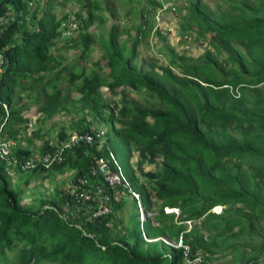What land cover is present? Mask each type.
Listing matches in <instances>:
<instances>
[{
  "label": "trees",
  "instance_id": "16d2710c",
  "mask_svg": "<svg viewBox=\"0 0 264 264\" xmlns=\"http://www.w3.org/2000/svg\"><path fill=\"white\" fill-rule=\"evenodd\" d=\"M28 1L0 0V16L9 12L12 15L0 25L4 59L0 73V134L16 143L11 147V156L20 158L32 151L17 144V135L25 122L22 110L38 100L37 94L31 93L30 83L41 82L44 74L53 72L56 77L64 71L71 81L81 78L76 86L82 102L79 108L90 112L98 106L94 96L101 84L112 93L122 86L145 89L153 98L147 104L131 100L129 105L121 94L120 108H108L102 119L110 130L107 146H89L87 154L84 147L76 146L64 153L61 163L28 170L41 176L38 174L70 169L73 182L77 176L87 175L93 154L104 157L107 148L112 150L119 144L127 149L120 167L131 189L139 194L143 210L153 208L152 198L159 204L156 212L141 222L136 201L128 194L132 210L126 225L120 224L116 216L124 200L112 202L108 213L89 220L84 212L87 202H75L69 189L40 198L36 205L21 204V190L11 186L8 177L10 163L0 158V263L182 264L180 249L161 240H148L160 236L177 239L179 234L190 247V255L197 254L206 263L217 248L223 247H231L236 264L264 261V0L231 2L228 9L218 12L209 10L201 0L189 1L180 30L194 31L200 38L211 33L210 49L192 59L162 44L167 65L156 64L157 60L150 58L145 69L133 59L151 23L138 25L133 36L121 27L131 42H120L117 13L109 6L113 22L106 38L101 32L97 34L101 55L92 62L96 68L107 69L106 77L94 69L87 73L85 68L74 70V64L61 65L62 57L52 52L60 36L56 0H33L32 8ZM59 1L62 4L67 0ZM155 3L145 0L137 10L139 18L145 19ZM81 7L88 10L84 16L82 11L74 13L78 20L76 37L64 38L65 46L80 50L79 58L88 53L93 42L87 31L89 25L94 19L105 21L97 0H82ZM129 11L127 8L124 14ZM61 17L65 19L66 14ZM154 32L165 39L157 28ZM46 85L50 91L41 87L44 100L39 111L51 117L59 108L65 110L66 100L72 98L69 91L62 93L50 81ZM17 87L19 95L14 94ZM145 116L152 120L146 121ZM84 120L81 116L77 121L79 131L88 130ZM65 136L61 131L58 139ZM130 143L138 152L134 165L129 163ZM49 149L46 142L39 147L40 152ZM144 161L153 163L155 170L142 171ZM13 167L22 172L17 165ZM133 169L148 179L145 184ZM86 188L87 184L75 192ZM215 205L223 206L218 214L210 211ZM163 207L177 208L178 215L164 212ZM186 220L190 221L189 228L183 222ZM233 238L247 239L250 251H240L238 245L244 241L234 243ZM16 247L17 261L13 263L7 260L6 251Z\"/></svg>",
  "mask_w": 264,
  "mask_h": 264
},
{
  "label": "rangeland",
  "instance_id": "374dc122",
  "mask_svg": "<svg viewBox=\"0 0 264 264\" xmlns=\"http://www.w3.org/2000/svg\"><path fill=\"white\" fill-rule=\"evenodd\" d=\"M101 8H103V11L101 12V15L105 18V21L103 23H98L95 19L93 23L89 25L87 28V31L92 34V39L93 42L91 44V48L88 51L87 54L83 55L81 58L78 57L80 50L79 49H71L68 46L69 45H64V38L63 39H57L56 43L52 47V52L54 53L55 56H61V65L64 64H74V70H78L81 68H85L86 72L88 73L90 70L94 69L97 70L102 77L107 76V69H103L102 67L96 68L95 66L92 65L93 61H97L100 59V45L97 39V34L100 32L102 33V36L106 38V34L108 29L110 28V25L112 24L113 20L111 19L109 12H108V7L117 13V21L119 22V29L117 30L118 32V41L126 40L128 44L131 42V40L126 38V34L121 32V27L127 28L128 29V34L133 36L135 33L136 27L143 23V22H149L152 25V28L149 29L148 35L141 40L137 46H136V56L133 59V62L136 63L138 66H142L143 69L146 68V62L150 58H155L157 61L156 64H165L166 55L164 54V49L162 47V44L167 45L169 48H172L176 53H181L183 52L184 54L190 56L192 59H195L197 56H199L205 49L210 48V44L202 38H198L197 35L189 34L184 30H180L179 24L184 21L186 15H187V6L188 2L192 0H167L169 1V4H171V13H165L164 17L162 16H153L150 11L148 14H145V19H140L139 16L140 14L138 13V9L141 8L142 3L145 2V0H97ZM104 1H106V7H103L105 5ZM140 1V2H138ZM241 1H247V2H252L253 0H201V2L209 9L212 11H220V10H226L229 7V3L234 2V4H239ZM81 2L82 0H67L64 3L60 4L61 2L59 0H56V8L55 10V15L56 17H59L64 10L68 9H73L75 12L77 11H82L83 16L85 15L84 12L86 11L81 7ZM130 9V11L126 14L125 10ZM134 11H136V14H134ZM97 12V11H96ZM145 13V10H144ZM185 15L182 17V15ZM78 21V20H77ZM166 27H165V26ZM145 27H147L145 25ZM169 27L170 29H175L176 31L178 30L179 32L189 34L187 35V38L181 39L180 41L178 37L176 36H171V35H166L165 39H162L159 35H157L154 32V29H158L160 31H163L164 28ZM78 32V31H77ZM77 32L74 34L73 37H76ZM190 32V31H189ZM161 34V33H160ZM211 34L207 33L206 36H210ZM163 37V35L161 34ZM189 36V37H188ZM162 53V54H161ZM164 54V55H163ZM103 66V62L100 64ZM51 73V72H50ZM47 75L45 79L43 80L46 81L49 76ZM59 77H61L62 82L59 79L54 78L53 79V84L56 88H59L62 86L61 91H64L63 86H65L66 83V73L62 72ZM30 86H32V91L39 93L40 91V85L36 83H32ZM20 89L17 87L15 88L14 94L19 95L20 94ZM121 89V91H119ZM117 90V92H122V94H125V98L128 99L129 105L131 104V100L138 104H145L148 101H152L153 98L150 97L148 94V91L145 89H133L130 90L129 88H120ZM100 93L103 95V97L106 98L107 101H118L117 104L120 102L119 101V93H114L110 94L109 91L103 87L100 89ZM70 92V97L72 100L67 99L64 107L66 112L59 111L55 115H53L49 120L43 119L42 123L39 124V117H37L35 123H32V129L29 130L30 132H35V126L39 127L40 131L38 133L37 137H32L33 146H30L31 148H37L40 146V144L46 140L49 144L53 145L57 142V133L59 130H63L65 133H68V130L71 129L72 120L78 119L79 118V113L82 110L76 109L75 111V103L78 101V107L81 106V100H79L77 97L78 92L74 89V87L71 88ZM42 98L38 96V103H34L35 106H39L42 103ZM58 102L61 105V101L58 100ZM35 107H30L28 110L24 111V114H29L31 115H36L35 114ZM84 112V111H82ZM100 115H104L105 112H100L98 111ZM41 116V114H39ZM86 121H88L91 124H96L97 121L93 119L91 116L87 115ZM105 127L106 131L109 130V126L107 124H102ZM26 132V131H24ZM71 132H73L71 130ZM24 135H27L24 133ZM29 147V148H30ZM114 152L115 155L118 159V161H122L125 157V152L127 149L123 146H120L119 144H116L114 146ZM136 151L133 153L132 158L130 159V162H133L137 155ZM142 167L144 171L151 170L153 171V164L146 163L145 161L142 163ZM59 171H48V173H40L37 176L36 174L32 173L30 170L23 171L21 173H18L17 171H13L11 173H8V177L10 178V184L13 186L16 190H21V204H31V205H36L37 201L40 198H49L51 195H56L57 190H62L66 191L71 184V172L68 170L67 172H64L62 174ZM139 180L142 183H146L148 179L145 177L139 176ZM124 203L123 206L120 208L119 211L116 212L117 219H120V224L126 225L127 223V218L129 212H131L132 208L130 205V199L128 197H123ZM153 208L150 210V212L143 211V214L139 211L138 219L141 217L145 218L147 216H152L153 213L156 212L157 206L159 203H156V201H153ZM220 208H223V206H217L215 207V211H219ZM164 212H172L175 216V211H166L165 209L162 208ZM214 212V211H213ZM196 222V221H195ZM188 227V225H186ZM175 240V239H171ZM234 243L244 241V244H239L238 249L240 251L242 250H248L249 246L246 244L248 241L245 238L238 239V238H233L231 239ZM168 248V247H167ZM168 250H170L168 248ZM200 253V252H199ZM231 253V247H223V248H217L215 253L213 254V257L211 260H207L206 264H236L237 262L233 260L232 254ZM202 254V253H201ZM6 256L7 260H12L11 262L15 263L17 261V247L12 249V250H7L6 251ZM259 259L260 264H264V261ZM1 264V263H0ZM39 264H49L46 262H40Z\"/></svg>",
  "mask_w": 264,
  "mask_h": 264
},
{
  "label": "built area",
  "instance_id": "2783aa9c",
  "mask_svg": "<svg viewBox=\"0 0 264 264\" xmlns=\"http://www.w3.org/2000/svg\"><path fill=\"white\" fill-rule=\"evenodd\" d=\"M2 21L3 19L0 17V22ZM68 25L70 29L74 27L73 22H68ZM1 59L2 56L0 52V64ZM2 106L5 109V105L2 104ZM100 134V132H96L93 135L88 133L73 134L60 147H56L42 154L21 156L19 160L9 155L12 142L0 136V158L12 165H17L19 170L23 171L36 167L46 169L62 160V152L65 148L78 144L90 146L96 141V138H98ZM96 178L98 179L97 181L93 180ZM86 184L88 188L78 193L75 192V189L85 186ZM68 187L69 191L74 195L75 202H87L84 212L88 220L108 213L110 204L119 201L124 195L130 194L135 198L137 197V194L130 189L128 180L121 172L119 165L116 163L110 151H108L107 157L94 156L88 168L87 175L77 176ZM108 190L111 191V193H109ZM186 223H188V221H186ZM161 239L168 246L180 249L182 264H206V261H203L201 256L193 253L190 255V247L183 241L181 234H179L175 240L168 238Z\"/></svg>",
  "mask_w": 264,
  "mask_h": 264
},
{
  "label": "clouds",
  "instance_id": "9594fccd",
  "mask_svg": "<svg viewBox=\"0 0 264 264\" xmlns=\"http://www.w3.org/2000/svg\"><path fill=\"white\" fill-rule=\"evenodd\" d=\"M154 1H156L157 3H155L154 5H152L151 6V8H150V13L153 15V16H162V17H164V14L165 13H171V4H169V1H167V0H154ZM156 4H159V5H156ZM34 6V1L33 0H29L28 1V7H30V8H32ZM75 10H73V9H68V10H64V12L62 13V14H66V17H65V19H62V14L59 16V17H57L58 19H59V21H60V24H59V26H58V28H57V30H59L60 31V36H59V39H63V38H65L66 36H68V37H73L74 36V34L78 31V21H77V19H76V17H75ZM12 15H11V13L9 12V14H5V15H1L0 17H2V19H3V21L2 22H0V25H3L5 22H6V20H8V19H11L12 17H11ZM71 17H72V19H71ZM25 19L26 20H28V15H26L25 16ZM68 22H73L74 23V27L72 28V29H70V27H69V25H68ZM142 24V23H141ZM140 25V24H139ZM165 26V25H164ZM65 27V28H64ZM166 27V26H165ZM155 30V29H154ZM160 31V30H159ZM167 32V33H166ZM160 33L163 35V36H165V38H166V35H171V36H176V37H180L179 38V40L178 41H180L182 38L183 39H185V38H187V35H189V34H193L194 35V31H190L189 32V34H186V33H184L183 35L182 34H180L179 33V31L177 30H173V29H170L169 27H167V28H164L163 29V31H160ZM209 34H211V33H209ZM190 36V35H189ZM188 36V37H189ZM211 36V35H210ZM55 43H56V41H55ZM54 43V44H55ZM53 47V46H52ZM1 52V56H2V51H0ZM3 58L1 59V64H2V62H3ZM1 64H0V67H1ZM159 64V63H158ZM161 65H164V66H166L167 65V63H166V61H165V64H161ZM1 70H2V67H1ZM79 70V69H78ZM158 72H160L159 70H157ZM171 71H173V69H171ZM64 72V71H63ZM50 73V72H49ZM49 73L48 74H44V78H43V80L45 79V77L47 76V75H49ZM62 73V72H61ZM60 73V74H61ZM64 73H66V75H67V77H66V85L65 86H63V88H64V91H61L62 93H64V92H66V91H70L71 90V88L72 87H74V89L77 91V89H76V86H79V84H80V80H81V78H78V79H75V80H73V81H71V79H69L68 77H69V75H68V72H64ZM60 74H58L56 77L55 76H53V72H51L50 73V75L51 76H49V78L46 80V81H44V83H43V80L41 81V82H38V83H36V84H39L40 85V91H39V93H40V96H41V98H42V100H44L43 99V95L41 94V87H45L46 88V91L47 92H49L50 91V87L49 86H47L46 85V83L48 82V81H50L52 84H53V79L54 78H56V79H59L61 82H62V79H61V77H59V75ZM33 82L31 81V83L30 84H32ZM54 85V84H53ZM55 87V86H54ZM101 87H103V88H105V89H107L108 91H109V89H108V87L106 86V85H104V84H101V85H99L98 87H97V91H99V89L101 88ZM31 88H33L32 86H31ZM60 89L62 88V86H60L59 87ZM120 88H123V86L122 87H116V89H115V92H117V90L118 89H120ZM126 88V87H125ZM127 88H129V87H127ZM130 90H132L131 88H129ZM119 91H121V89L119 90ZM78 92V91H77ZM100 92V91H99ZM110 92V91H109ZM32 93H36V92H34V91H32ZM39 93H36L37 94V98H38V96H39ZM70 93V92H69ZM117 93H121L122 94V92H117ZM78 97L77 98H79L80 97V92L78 93ZM125 95V94H124ZM43 102V101H42ZM132 102H134L133 100H132ZM36 103H38V100L37 101H35V102H33V101H31L30 103H28V105L22 110V117L25 119V122H24V124H23V126L21 127V129H20V133H19V136H21L22 134L24 135V133H26L27 135H30V131L29 130H31L32 128V123H34V121H35V119H36V117H38L39 116V114H41V118H44V119H50L53 115H55L57 112H59V111H56L51 117H47V116H44L40 111H39V106L41 105H39V106H35V104ZM134 103H136V102H134ZM1 104H3V103H1ZM138 104V103H137ZM145 104H147V103H145ZM140 105H144V104H140ZM31 106H34L35 108V114L36 115H31V117H29L30 115L29 114H24V111H26V110H28ZM76 109H79V110H82V111H84V112H82V111H80V113H79V118L81 117V116H84V118H85V121H86V118H87V115H89V110L87 109V108H84V109H81V108H79L78 107V102H76L75 103V111H76ZM61 111H63V112H66V110H61ZM92 118H93V116H91ZM78 118V119H79ZM78 119H74V120H72V122H75V121H77ZM145 120L146 121H151L152 120V118L151 117H149V116H145ZM71 121H70V123H72ZM87 123H88V130L86 131V132H82V133H79V134H84V133H88V134H91V135H93V134H95L96 132H100L101 134L99 135V137L98 138H96V141L93 143V144H91L90 146H93V145H96L97 147L99 146V144H102L103 142H105V135H106V130H105V127H97V126H95L94 124H91V123H89L88 121H86ZM0 128H1V126H0ZM28 130V131H27ZM40 129L38 128V131H39ZM24 131H26V132H24ZM61 131H63V130H59L58 131V133H57V142L55 143V144H53V145H51V144H49L46 140H44L43 142H46L49 146H50V149L49 150H47V151H50V150H52V149H54V148H56V147H60L62 144H64L68 139H69V137L71 136V135H73V134H78V133H75V132H72V133H65L64 131V133L66 134V136L63 138V139H58V135H59V133L61 132ZM0 136L2 137V138H4V139H6L2 134H0ZM18 136V135H17ZM18 136V137H19ZM25 136V135H24ZM34 137V136H33ZM25 138V137H24ZM35 138V137H34ZM12 142V141H11ZM42 142V143H43ZM14 145H16V143L15 142H12V145H11V147L12 146H14ZM76 146H89V145H84V144H78V145H74V146H71V147H69V148H65L64 149V151L62 152V160H63V156H64V153L67 151V150H71V149H73L74 147H76ZM130 146H131V157L129 158V160L132 158V156H133V153L136 151V155H137V157H136V159L133 161V162H130V164H132V165H134V163L137 161V159H138V152H137V150L135 149V145L133 146V144L132 143H130ZM11 147H10V150H11ZM47 151H44V152H47ZM44 152H36V151H31V153L30 154H28V155H24V156H29V155H32V154H42V153H44ZM112 153V152H111ZM107 155H108V153H107ZM113 155V154H112ZM10 156H11V152H10ZM114 156V155H113ZM11 157H13V156H11ZM115 158V157H114ZM18 160L20 159V158H17ZM62 160L59 162V163H61L62 162ZM155 160L156 161H160L161 160V158L160 157H155ZM59 163H57V164H59ZM150 164V163H149ZM151 164H153V163H151ZM10 165V167H7V170L8 171H10V172H13L14 171V169H15V167H13V166H16L15 164L14 165H12V164H9ZM54 165V164H53ZM53 165H51V166H53ZM154 165V164H153ZM50 166V167H51ZM49 167V168H50ZM119 167H120V165H119ZM143 168V167H142ZM47 169V168H46ZM120 169H121V172L123 173V171H122V168L120 167ZM153 170H155V167L153 166ZM16 171V170H15ZM22 172H23V170H21ZM24 171H26V170H24ZM144 171V170H143ZM148 171H151V170H148ZM73 173L71 172V175H72ZM124 175V174H123ZM125 176V175H124ZM126 178V177H125ZM129 183V182H128ZM130 185V184H129ZM130 189H131V187H130ZM132 190V189H131ZM133 191V190H132ZM134 193H136L137 194V197L135 198V197H133V199L136 201V205H137V214H139V211L141 212V214H143V208H142V206H141V204H140V202H139V194L137 193V192H135V191H133ZM130 195V194H129ZM125 196H128V194L127 195H124L123 197H125ZM131 196V195H130ZM123 197L120 199V200H123ZM129 197V196H128ZM217 206H222V205H215V206H213V207H211L210 208V211L211 212H213V213H216V214H218V213H220V211H221V209L222 208H220V210L217 212V211H215L214 209H215V207H217ZM140 209V210H139ZM163 209H165L166 211H169L170 209L172 210V211H175V216H177L178 215V209L177 208H168V207H163ZM139 210V211H138ZM166 213H172V212H166ZM137 217H138V215H137ZM145 218H143V217H141L140 219H138L139 221H143ZM186 221H188V223H186ZM186 221H183L186 225H188V227L187 228H189V226H190V221L189 220H186ZM161 238H164V237H162V236H160V237H156V238H152V239H148V240H161L162 241V239ZM169 239V238H168ZM163 242V241H162ZM164 243V242H163Z\"/></svg>",
  "mask_w": 264,
  "mask_h": 264
},
{
  "label": "crops",
  "instance_id": "0c3cea01",
  "mask_svg": "<svg viewBox=\"0 0 264 264\" xmlns=\"http://www.w3.org/2000/svg\"><path fill=\"white\" fill-rule=\"evenodd\" d=\"M194 35H197L195 32H194ZM198 38H200L199 36H198ZM202 39H205L207 42H208V39H209V36H205V38H202ZM209 43V42H208ZM208 49H210V48H208ZM206 50V49H205ZM204 50V51H205ZM164 55V54H163ZM186 55V54H185ZM223 86H226V85H223ZM100 91V90H99ZM99 91H97L98 93H97V95L96 96H94V100L96 101V103L98 104V106L96 107V110L94 111V112H98V111H100V112H105V114L104 115H100L99 114V112H98V114H95L94 112H90L89 113V116H93V119H95V121H97V123H99V125H96L95 124V126H97V127H104V125H102V124H105V123H103V121H102V119L108 114V112H109V110H108V108L109 107H115L116 109H118V108H120V106H121V99L123 98V97H121V93H119V95H120V97H119V103L117 104V102L118 101H112V100H110V101H107L106 100V98L105 97H103V95L99 92ZM235 92H236V89H235ZM31 93H32V88H31ZM110 94H114V93H117V92H109ZM237 93V92H236ZM235 96H237V94L235 95ZM126 99V98H125ZM127 101H128V99H127ZM82 103V102H81ZM32 107H34V106H32ZM57 111H61V109L59 108ZM39 117V119H38V121H39V124H41L42 123V120L44 119V118H41V116H38ZM36 119H37V117H36ZM36 119H35V121H36ZM47 120H49V118L47 119ZM35 121H34V123H35ZM78 121V120H77ZM77 121H75V122H72L71 124H72V127H71V129L70 130H68V133H72L71 132V130L73 131V132H75V133H82V132H86L87 131V128L86 129H84L83 131H79L78 129H76V127L77 126H79V124H77ZM82 122H86L85 120L84 121H82ZM87 127H88V125H87ZM38 128L39 127H37V126H35V132H31L30 133V135H21V136H19V140L17 141V144H19L20 146H22V147H30V146H33L34 145V143H33V140H32V137H31V135L32 136H34V137H37L38 136V133H39V131H38ZM28 131V130H27ZM107 136H108V131L106 132V135H105V142H103L102 144H99V146H98V148L100 147L101 148V146L102 145H106V138H107ZM25 137V138H24ZM40 145H42V143L40 144ZM107 146V145H106ZM39 147L40 146H38L37 148H31L30 147V149H32V151H36V152H40L39 151ZM82 147H84L85 148V154H87V149L89 148V146H82ZM113 151H114V149H112ZM112 150H110L109 148H107V153H108V151H110V152H112V154H113V151ZM114 155V154H113ZM94 156H101V155H98V154H93V156L91 157V161H92V158L94 157ZM107 156V155H106ZM106 156H104V157H106ZM114 157H115V155H114ZM115 161H116V163L118 164V165H120V162L118 161V159H116V157H115ZM129 163H130V160H129ZM90 164H91V162H90ZM70 171V172H72L73 173V170H70V169H65V171H63L62 173H64V172H67V171ZM142 171H143V168H142ZM133 172H134V174L138 177V180H139V176H142V175H140L135 169H133ZM45 173H48V171L47 172H45ZM62 173H58V174H62ZM143 177V176H142ZM93 180H95V181H97L98 179L96 178V179H93ZM90 181H91V179H90ZM140 181V180H139ZM141 182V181H140ZM142 183V182H141ZM145 184V183H144ZM125 197H128V196H125ZM129 199H131L130 197H128ZM156 201V203H159V201L158 200H156V199H154V198H152V201ZM147 212H150V210L149 211H147ZM153 224H156V222H152ZM164 238H167L166 236H163Z\"/></svg>",
  "mask_w": 264,
  "mask_h": 264
},
{
  "label": "bare ground",
  "instance_id": "6f19581e",
  "mask_svg": "<svg viewBox=\"0 0 264 264\" xmlns=\"http://www.w3.org/2000/svg\"><path fill=\"white\" fill-rule=\"evenodd\" d=\"M171 210V209H170Z\"/></svg>",
  "mask_w": 264,
  "mask_h": 264
}]
</instances>
